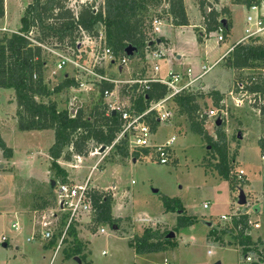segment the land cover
Listing matches in <instances>:
<instances>
[{"label": "rangeland", "instance_id": "obj_1", "mask_svg": "<svg viewBox=\"0 0 264 264\" xmlns=\"http://www.w3.org/2000/svg\"><path fill=\"white\" fill-rule=\"evenodd\" d=\"M167 1L159 0L156 6L148 7L145 17L150 18L164 12L168 8ZM31 2L32 0H4V15L0 18V27L20 29L23 11ZM218 4L225 9L221 16H230L232 23L228 35L222 34L223 42H218L220 34L217 29L207 33L204 32L205 28L200 29L199 33L204 32L203 40L196 38L192 24L199 25L200 9L196 7V0H184L187 27L173 28L167 23L160 26V36L169 40L175 54L166 50L162 42L159 47L167 57L159 60H151L149 56L147 58H150V69L155 63L159 66L160 78H166L170 72H180L181 69H190L191 78H194L202 73L203 66L214 65L200 80L201 86L196 85L203 95V98L197 99L201 107L199 119H203L204 128L213 138L217 129L224 132L230 154L237 152L232 163L234 175L231 178L234 183L231 184L216 174L213 165L217 158L211 156L204 140L190 130L185 115L176 110L170 122L154 128V139L157 142L171 136L176 138L173 159L165 165L143 157L132 162L129 156L127 159L119 156L117 148L109 150L100 166L91 173L90 167L99 156L90 157V152L85 158H81L80 164L74 160L72 153L69 160H65L62 155L60 159L70 162V168H62L60 165L64 163L60 164L57 160L60 168L66 171L67 181L70 183L81 184L88 178L90 186L101 189L99 192L114 187L119 203V211L114 209V214L126 218H120L114 229L107 223H95L94 216L83 214L73 223L75 236H70L71 233L68 232L56 249L63 223L56 208L57 188L53 189L51 185V180L59 179L52 169V159L49 157L53 132L51 129H19L15 115V95L10 89H0V137L11 152L9 157H5L0 149V239L5 238L0 243V264H246L242 261L244 253L237 245L248 241L240 243L239 239L243 238L240 231L237 228L230 230L229 222L221 219V216H230L236 211L252 212L251 216L258 220L260 228L252 229L250 237L258 238L264 248V159L257 143L264 136V115H257L247 105L237 108L232 101H228L229 117L225 124L218 127L215 120L208 119L205 115L213 106L212 99L208 97L209 92L213 88L229 90L234 75L237 74L233 69L232 72L225 68L224 61L217 65L215 63L244 35L246 17L254 14L242 3L219 0ZM65 5L72 11L80 10L81 6L86 5L99 9L103 6V0H88L84 5L81 0H66ZM260 6L263 15V2ZM101 30H104L103 26L96 25L95 32ZM3 33L10 34L0 30V35ZM36 36V30L31 29L28 37L35 44ZM39 45L46 63L43 79L47 87L53 89L64 78L74 75L71 66L60 71L56 67L57 53L67 56L70 52L64 44L55 40H47ZM143 52L144 50L141 54ZM177 56L180 59H176ZM150 71L148 73L152 76ZM104 72L113 80L121 82L117 87L120 101H131V90L124 84L131 75L125 69L119 73L111 65ZM102 85L93 86V91L66 88L53 94L51 100L57 104L58 110H66L68 101L75 96L76 106L86 116L95 114L99 108H108L107 100L101 93ZM94 146L93 143L90 144L92 151ZM239 169L245 172L242 181L235 176ZM240 192L246 199L242 206L238 205ZM108 193L113 196L112 192ZM163 197L175 199L181 208L167 210L162 202ZM41 198L48 199L49 205L54 209L47 213L48 221L45 222L50 223L53 228L51 241L54 240L55 244L52 246L49 244L51 241H45L40 236L42 225L33 223V205L38 204ZM204 203L208 207L205 208ZM181 214L189 223L178 227L177 219ZM141 219H145L146 223L138 221ZM13 223L18 225V229L11 227ZM100 229L104 233H100ZM146 229L173 234V237L168 238L172 248L158 253L137 254L130 247L129 241ZM78 232L83 242L86 241L84 244L87 249L84 259L82 257L79 262L74 255V245L78 241H70L72 237H78Z\"/></svg>", "mask_w": 264, "mask_h": 264}, {"label": "trees", "instance_id": "obj_2", "mask_svg": "<svg viewBox=\"0 0 264 264\" xmlns=\"http://www.w3.org/2000/svg\"><path fill=\"white\" fill-rule=\"evenodd\" d=\"M218 0H213L217 3ZM264 0H233V3L244 4L247 8L252 5L260 6ZM159 0H103V6L96 11L92 5L81 6L78 17L75 18L73 11L67 7L66 0H32L24 11L21 18L22 26L17 33H3L0 35V89H12L16 101V119L21 130H43L51 129L54 134V142L49 150L52 159V169L58 176V181L66 182L67 173L60 168L57 160L70 159V153L74 156L85 157L91 151L90 144L96 147L109 146L118 128L117 115L110 113L106 115L105 108H99L95 114L85 115L79 110L74 118H70L67 110H58L57 104L51 100L53 94L63 89L76 86L72 78H64L53 89L47 87L43 79L45 60L42 57L40 43L55 40L64 46H74L77 30L79 27L86 31H94L101 24L105 31L108 46L118 55L123 53L128 46L135 48L130 59L141 55L145 46L152 47L154 42H148L152 17H145L148 7L156 6ZM168 8L162 12L171 17L175 27L188 25L183 0H168ZM198 7L204 19L205 32L223 27V35H228L230 23L226 21L225 26L221 24L225 9L217 12L208 0H199ZM209 7V11L205 9ZM161 14V15H162ZM4 15V0H0V18ZM153 17L160 18V14ZM31 29L36 30L38 36L33 43L28 34ZM197 39L202 41L201 36ZM224 65L228 69H264V42L238 43L233 46L232 51L224 58ZM258 77H261L260 73ZM261 79V78H260ZM144 97L134 101V107L141 112L149 101H156L166 93V87L153 82L149 85ZM111 84H103L102 91L111 90ZM249 90L264 93V78L260 84L249 87ZM203 95L185 93L175 98L176 110L185 115L190 130L200 136L210 149L212 157L217 158L213 170L223 180L233 184L232 170L233 161L237 156L234 151L230 154L226 135L220 129L216 130L215 138L208 134L204 128L203 119H199L200 105L198 97ZM208 97L212 99L214 106H218L223 96L217 91H210ZM45 99V101H44ZM264 115V106L261 108ZM224 124V123H222ZM155 128V126H153ZM258 146L264 156V136L258 139ZM64 147L69 150L64 152ZM0 149L5 157L10 156V149L6 147L0 137ZM117 154L126 158L127 152L118 149ZM92 205L95 210L94 222L97 224L107 223L110 226L117 225L120 219L111 215V196L99 191L91 192ZM162 202L167 210L180 209L175 199L163 197ZM176 203V204H175ZM241 217L240 222H244ZM239 221H234L236 228ZM189 220L181 214L177 219V226H184ZM71 236H75L74 227H71ZM169 232L158 233L150 229L143 231L141 235H135L129 245L137 254H150L167 251L172 248L167 238ZM243 243V240H240ZM55 243L54 240L51 244ZM75 256L81 260L84 254L80 243L74 245ZM86 264H89L87 262Z\"/></svg>", "mask_w": 264, "mask_h": 264}, {"label": "built area", "instance_id": "obj_3", "mask_svg": "<svg viewBox=\"0 0 264 264\" xmlns=\"http://www.w3.org/2000/svg\"><path fill=\"white\" fill-rule=\"evenodd\" d=\"M88 0H81V4L84 5ZM95 11L97 9L93 8ZM209 11V8H206ZM249 11L254 14H249L246 17L244 35L239 43H245L251 41L252 43L264 42V13H261V6L252 5ZM78 11H73L75 18L78 17ZM161 19L152 17L149 25V37L148 42H155V37L160 33ZM220 36H218V42H223V27L217 28ZM38 44V43H36ZM238 44V43H237ZM39 45V44H38ZM66 49L70 52V55H62L57 53L56 67L60 71L67 66H71L74 75L71 77L76 86L70 87L72 90H86L93 91V86L102 84H111L113 87L111 90L105 89L101 91L108 106L106 115L115 112L118 119V128L115 132L114 138L109 146H104V150L100 153L97 148L94 151H90L89 156H99V159L94 165L90 167V173L100 166L104 157L109 153L112 148L124 149L127 155L136 160L138 157L148 158L150 160L157 161L161 165L167 164L173 159V145L176 142V138L171 136L162 142H157L154 139L153 126H159L162 123L170 122L175 116L176 105L175 98L185 93L200 95V88L196 85L199 84L202 77L214 66H203L202 73L198 76L191 78V70L186 69L184 72H170L166 78H159L156 76H141L138 73L130 72V58L125 52L118 55L114 54L111 48L108 46L105 36V31L99 32L86 31L81 27L77 30L76 40L73 45H66ZM230 48L216 63L224 61V58L232 51ZM146 54V55H145ZM163 53L157 49H153V46H145L144 56H149L155 60L162 57ZM115 66L118 72L127 71L131 75L130 79L124 82L131 90V101L122 103L117 94L118 84L121 83L118 80H113L107 73H103L104 70L109 69V66ZM149 66V64L147 63ZM154 74L159 70L155 65L151 69ZM237 72L234 75L231 88L226 94V98H222L218 106H212L209 108L205 115L208 119L221 121V124L228 121L229 117V104L228 101L234 102V106L241 108L247 105L257 115H261V108L264 106V93L259 91H250L249 87L260 84L264 78V69H239L234 70ZM261 77H258V75ZM261 78V79H260ZM85 79V80H84ZM87 79V80H86ZM159 83L166 87V93L156 101H149L148 105L141 112H138L134 107V101L139 97H144L146 91L150 88V83ZM200 85V84H199ZM201 86V85H200ZM115 94V96H114ZM108 99H111L108 100ZM129 102V104H128ZM106 108V107H105ZM67 112L70 118H74L77 112L80 110L79 106H76V97L70 98L67 103ZM105 153V154H104ZM103 154V155H102ZM77 162L80 161V156H75ZM127 158V157H126ZM264 159V156H262ZM73 167H76L73 166ZM231 175H234L231 172ZM236 179L242 181V177L245 176V172L242 169L237 170L235 173ZM57 193V211L62 218L63 228L60 236V243L65 239L69 229L73 226V223L77 221L83 214L90 216L94 215V208L91 200V192L99 191L97 188L90 186L88 178L81 184H73L66 182H55ZM54 189V188H53ZM111 189L103 190L102 193L112 192ZM109 194V193H108ZM206 208L208 205L203 204ZM252 212L239 213L234 212L230 216H221V219L228 221L230 230H232L234 221L241 220L244 217V222H240L236 227L243 238L240 240L248 241L243 244L237 245L244 253L242 261L246 264H264V248L259 243L258 238L252 239L250 237L252 229L257 230L260 228L259 222L253 219ZM56 217V215H54ZM146 223L145 219L138 220ZM50 223H42L43 230L40 232V236L45 241H51L53 238V228ZM13 229H17V224L11 225ZM235 228V229H236ZM100 233H104L103 229H100ZM35 236V235H34ZM5 238L0 239L2 243ZM164 264H168L165 262Z\"/></svg>", "mask_w": 264, "mask_h": 264}, {"label": "crops", "instance_id": "obj_4", "mask_svg": "<svg viewBox=\"0 0 264 264\" xmlns=\"http://www.w3.org/2000/svg\"><path fill=\"white\" fill-rule=\"evenodd\" d=\"M198 1L199 0H196V3H197V6L196 7H198ZM219 1V0H218ZM218 1H217V3H215V2H213V0H208V2L209 3H211V5L214 7V9L217 11V12H220L222 9H224L223 7H221L219 4H218ZM230 2L231 3H233V0H230ZM183 4H184V0H183ZM28 5V4H27ZM184 8H185V12H186V7H185V5H184ZM221 8V9H220ZM263 9H264V2H263ZM200 11V10H199ZM205 12H207V9H205ZM162 14V13H161ZM160 14V18L159 19H161L162 21H161V24L162 23H167L168 25H169V27H173V28H182V27H187V26H182V27H175V26H173V24H172V19H171V17L169 16V14L168 15H166V14H164V15H161ZM187 15V14H186ZM229 17V19H227ZM223 19H225L226 21H228L229 23H230V27H232V23H231V19H230V16H227V15H225V16H223ZM194 20V19H193ZM198 26H196L197 24H192V26L194 27V33H195V35H196V38L200 35L201 36V38H202V40H203V37H204V32H205V30H204V28H205V24H204V19H203V16H202V14H201V12H200V20H199V22H198ZM200 29H202V30H204V32H202V33H199L200 32ZM0 30L1 31H5V32H9V33H17L18 32V30L19 29H16V30H11V29H6V28H3V27H0ZM161 33V32H160ZM160 33L155 37V42H154V46H153V49H157V50H159V51H161L162 53H163V55H162V57L160 58V59H162V58H166L167 57V55H166V53H165V51L161 48V47H159L160 46V44L163 42L164 43V47H165V49L166 50H170L171 51V53L172 54H175V51H173V47L170 45V43H169V40L168 39H166L165 37H163V36H160ZM242 37L243 36H241L238 40H236L227 50H226V52L230 49V48H232L235 44H237V43H239L240 42V40L242 39ZM225 52V53H226ZM224 53V54H225ZM223 54V55H224ZM222 55V56H223ZM151 58V57H150ZM150 58H146V56H144V52L141 54V55H136L135 57H133V58H131L130 59V66H129V69H130V72L132 71L133 73H138V74H140L141 76H147V75H150L148 72H149V66L147 65V63L150 65V63H149V59ZM176 59H180V57L179 56H177L176 57ZM151 60H155V59H153V58H151ZM159 60V59H158ZM219 64V63H218ZM153 65H156V63L155 64H153ZM224 67V66H223ZM158 68H159V66H158ZM226 68V67H225ZM228 69V68H227ZM228 70H231L232 72H233V70L232 69H228ZM185 70H183V69H181L180 70V72H184ZM150 72H152V71H150ZM159 72H160V68H159V70H158V72L156 73V74H154L153 72H152V76H156V77H159L158 76V74H159ZM160 78V77H159ZM10 90H12V89H10ZM210 90V89H209ZM217 91V92H219L222 96H223V98H224V94L226 95V93L228 92V90L227 91H223V90H219V89H215V88H213L212 89V91ZM13 91V90H12ZM13 94H14V91H13ZM16 113V112H15ZM53 132V131H52ZM240 139V138H239ZM258 141V140H257ZM53 142H54V134H53ZM53 142H52V144H53ZM120 156V155H119ZM74 157V160H75V156H73ZM81 158H85V157H80V161L78 162L79 164H80V162H81ZM122 158H124V157H122ZM124 159H127V158H124ZM59 160V163L61 164L62 162L64 163L63 165H60L62 168H70V166H72L71 164H70V162H65V161H63V160H61V159H58ZM136 161V160H135ZM132 162H134V160H132ZM82 164V163H81ZM74 166V165H73ZM69 171V170H68ZM67 178H68V175H67ZM55 182H57V180H54ZM99 190H101V189H99ZM112 194H113V196L111 197V215L114 217V218H118V219H120V218H126V217H121V216H117V215H115L114 214V209H117V211H119V203H117V198H116V193H115V188L112 190ZM109 195L111 196V194L109 193ZM48 199H45V200H43V198H41V201H39L38 202V204L37 203H34V205H33V209H32V215H33V223L35 224V225H42V223H45V222H47L48 220H47V217H46V215H47V213H50L51 211L53 212L54 211V209L52 210V205L50 206L49 205V203H48ZM258 208H255V210H257ZM259 210V209H258ZM17 229H18V225H17ZM71 236V235H70ZM76 236H77V234H76ZM71 238V237H70ZM73 239V240H72ZM77 240L81 245H83V247H82V249H83V253L82 254H84L85 252H86V246H85V242L86 241H84L83 242V240L80 238V235H79V232H78V237L76 238V237H72L71 239H70V241L72 240V241H74V240ZM28 241H29V239H28ZM49 244H51V243H49ZM55 244V243H54ZM53 244V245H54ZM51 246H52V244H51ZM3 247H6V244H3ZM59 248V244H58V246H57V248L56 249H58ZM143 255H145V254H143ZM76 258V257H75ZM87 261V260H86Z\"/></svg>", "mask_w": 264, "mask_h": 264}, {"label": "water", "instance_id": "obj_5", "mask_svg": "<svg viewBox=\"0 0 264 264\" xmlns=\"http://www.w3.org/2000/svg\"><path fill=\"white\" fill-rule=\"evenodd\" d=\"M221 24L223 25V26H225V24H226V20L225 19H222L221 21ZM125 54L128 56V57H132L133 56V54H134V52H135V48H133V47H131V46H128L126 49H125ZM112 114H115V112H112ZM215 125L216 126H220L221 125V121L220 120H217L216 122H215ZM238 137L240 138L241 137V135L239 134L238 135ZM104 146H102L101 148H100V152H102L103 150H104ZM69 150V148L68 147H64V152H67ZM51 185H52V187L54 188V186H55V181L54 180H51ZM246 203V199H245V196L243 195V193L242 192H240V195H239V197H238V205H244ZM113 228L115 229L116 228V226H113ZM170 237H173V234H169V235H167V238H170ZM78 262H79V259L76 257L75 258Z\"/></svg>", "mask_w": 264, "mask_h": 264}]
</instances>
